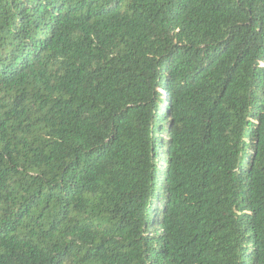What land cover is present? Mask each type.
<instances>
[{
	"label": "trees",
	"instance_id": "16d2710c",
	"mask_svg": "<svg viewBox=\"0 0 264 264\" xmlns=\"http://www.w3.org/2000/svg\"><path fill=\"white\" fill-rule=\"evenodd\" d=\"M0 264H264V0H0Z\"/></svg>",
	"mask_w": 264,
	"mask_h": 264
}]
</instances>
